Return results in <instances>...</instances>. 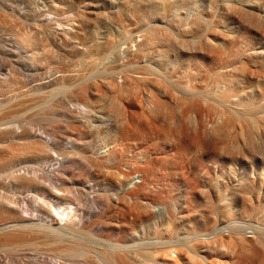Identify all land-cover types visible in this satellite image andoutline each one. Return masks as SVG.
Listing matches in <instances>:
<instances>
[{
    "label": "bare ground",
    "instance_id": "6f19581e",
    "mask_svg": "<svg viewBox=\"0 0 264 264\" xmlns=\"http://www.w3.org/2000/svg\"><path fill=\"white\" fill-rule=\"evenodd\" d=\"M228 1V16L253 6L247 0ZM36 6L35 41L32 50L22 48L34 80L13 99L33 97L48 121L40 125V133L25 136L31 144L0 151V188L23 187L39 199L28 197L25 208L0 192V264H179V254L209 264L197 247L226 233L237 264H264V237H249L246 228L256 224L234 215L255 183L243 170L245 164L233 183L221 167L212 171L213 180L210 169L201 176L195 171L202 166L195 155H221L225 161L241 150L255 155L261 148L260 123L251 124L257 131L254 139L245 122L234 121V115L243 121L240 116L264 109V63H254L258 48L239 43L233 30L230 35L214 30L198 35L194 23H187L181 34L176 28L160 31L155 11L146 19L143 40L130 36L119 44L100 21L91 28L90 19L79 15L68 29L54 27L50 6L40 0ZM172 19L179 21V14ZM186 56L190 65L179 68ZM144 58L148 67L139 66ZM252 63L254 69L247 65ZM131 69L137 70L132 74ZM203 73L214 75V85L200 100L192 82ZM254 79L259 90L247 101L238 91ZM107 98H112L110 109H122L121 124L99 106ZM207 98L216 103L212 121ZM58 117L76 125L75 131H63L55 123ZM90 138L95 141L88 143ZM65 141L64 151L57 154ZM88 153L90 157L83 155ZM25 154H31L25 160L35 167L14 170ZM110 163L125 167L101 180L95 171ZM80 168L88 173L86 180L75 177L73 169ZM103 186L116 191H108L121 206L113 214ZM261 192L264 187L253 195L264 210ZM216 194L223 195L228 216L223 227L209 216ZM191 212L196 221H187ZM179 223L184 228L179 230ZM219 247L224 251V244Z\"/></svg>",
    "mask_w": 264,
    "mask_h": 264
},
{
    "label": "rangeland",
    "instance_id": "374dc122",
    "mask_svg": "<svg viewBox=\"0 0 264 264\" xmlns=\"http://www.w3.org/2000/svg\"><path fill=\"white\" fill-rule=\"evenodd\" d=\"M36 1L37 0H0V151L11 145L23 146L31 144L32 139L25 138V136L32 131L40 133V125L46 124L48 121H46L44 117L46 111H40L33 97H28L26 100L24 99L22 101L14 100L20 89L34 80L32 74L28 72L25 66L22 48L29 46L32 50L35 41L34 32L38 21ZM40 1L50 6V12L54 18V27L60 26L68 29L75 25L74 20H78L77 16L84 15L87 20L90 19L88 23L91 28L97 27V23L100 21L104 28L112 30L111 39L119 44L124 43L130 36L136 37L137 40L144 39L145 29L149 24H146V19L151 11H155V18L159 21L158 23L160 25L159 29L164 32L167 28H176L179 29V34H181V31L185 28L187 23L195 24V28L199 30L198 35L213 30L225 35H230V31L233 30V33L239 36V43L253 44L254 47L258 48V54L254 57L256 66L264 63V57H260V54L264 51V0H247V2L253 5L252 8H250L247 13L237 12L230 14V17L227 15L226 10L227 3L229 2L228 0ZM176 14H179V21L174 22L172 17ZM87 20H83L84 24L87 23ZM122 27L128 31V34H122ZM76 36L80 39L82 38L79 33ZM179 61V68H188V65H190L189 56ZM147 62L148 59L144 58L139 66L148 67ZM247 65H251V69H254L253 63ZM136 70L137 69H131L130 73L134 74L133 72ZM157 79L162 81L163 77L160 75ZM213 79V74L206 75L203 73L197 76L192 82L193 88L202 96L200 100H203V98L206 99V97L209 96V90L214 85ZM255 82V79L251 82L250 80H246L245 86H243V92L241 90L238 91L247 101L252 100V92L257 93L259 90L254 85ZM93 89L95 90V87H93ZM111 99L112 98H107L101 103L99 102V106H104L102 109L105 116L121 124L123 122L120 116L122 109L117 106H115L114 109H110L113 108V106L110 105ZM132 99L136 100L135 97H132ZM207 99L212 105H207L209 108L208 121H212L214 111L216 110V103L209 98ZM139 100H144L142 95L139 96ZM109 110L112 111L111 114ZM127 110L129 109L127 108ZM238 116L239 115H234L235 123L239 125L241 122H245L244 124L249 127L254 139H257L255 137L257 131L251 128V124L254 120L258 121V123H260V128H262L261 131L263 132L264 138V109L259 110L257 113L252 110L249 114L240 116L243 118V121L237 120L236 118H238ZM56 120L55 123L63 126V131H67V129L71 132L75 131L76 125L68 123L63 117H58ZM252 126H255L254 123ZM94 141V138H90L87 142L92 143ZM116 143L119 145L120 142L116 141ZM131 143L134 144L135 142L132 141ZM66 145L67 143L65 141L61 147H58V149L56 148V152L58 151L57 154L64 151L63 146ZM239 153L240 155H235V158L225 161L220 160L221 155H195L202 163V166L196 167L195 171L201 176L205 170L210 169L211 178L213 180L214 174H212V171L217 167H221L222 171L226 173V176H230L229 181L233 183V181L241 178L238 174L239 167L245 164L243 170L248 172L247 175L249 178H253L255 183L252 190L246 195V203L244 205L240 203V206L236 207L237 211L234 212V215L238 219H242L240 216L243 215L248 216L246 219L252 224H256V226L253 228H246V234L253 239H258L264 237V210L259 209V204L253 195V191L260 192L261 187H264V142L261 143V148H258V153L255 155H245L242 150L239 151ZM25 155L27 156L18 157L14 170L28 169V167L29 170H31V167H35L34 163L25 160L26 158H30L31 154ZM83 155L90 157L89 153ZM132 156L133 155L130 154L129 159ZM232 156L233 155H225L227 158H232ZM118 166L120 168L125 167V165L113 163L106 164V167L97 169L95 175L100 176L102 180L103 175L116 170ZM192 171L194 170L192 169ZM73 172L76 178L79 177L86 180L88 177V173H86L85 169H73ZM1 187L0 192L6 194L5 196L10 195V198H16L20 207L24 206L27 208L28 197L38 198L36 193H32L31 190L23 187H14L10 190L5 186ZM108 191L112 192V194H115L116 191L109 190L106 186L102 187V192L106 193L107 200L110 203V210H113L110 214H113L114 210H117L116 208H121V206H119L118 200L112 199ZM8 192L10 193L8 194ZM261 194L264 198V193L261 192ZM222 196L221 194L215 195L214 208L211 209L209 213V216L216 220L218 224H221L218 225L219 227L225 226L224 223L227 221L226 218L228 217L223 208ZM262 205H264V202H262ZM21 214L26 215V213L22 211ZM186 216H188L186 219L189 222L196 221L197 219L193 212ZM185 225L189 224L185 223ZM180 228H184L183 225L181 226V223H179V230ZM221 244L225 245L224 251H221L219 247ZM207 246L210 247L208 250ZM232 247L233 241L231 235L226 233L223 234V236L217 237L216 241L213 240L211 244H203L197 248L200 254L206 257L209 264H237V259L233 254ZM81 259V257H78L77 260ZM87 261L90 263V259H87ZM179 264L204 263L200 257H196L192 254H179Z\"/></svg>",
    "mask_w": 264,
    "mask_h": 264
}]
</instances>
